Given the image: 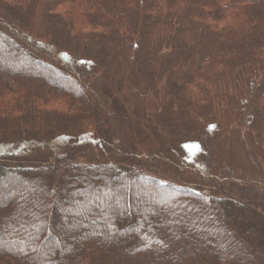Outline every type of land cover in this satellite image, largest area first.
Returning <instances> with one entry per match:
<instances>
[{
  "label": "trees",
  "instance_id": "1",
  "mask_svg": "<svg viewBox=\"0 0 264 264\" xmlns=\"http://www.w3.org/2000/svg\"><path fill=\"white\" fill-rule=\"evenodd\" d=\"M0 264H264V0H0Z\"/></svg>",
  "mask_w": 264,
  "mask_h": 264
},
{
  "label": "rangeland",
  "instance_id": "2",
  "mask_svg": "<svg viewBox=\"0 0 264 264\" xmlns=\"http://www.w3.org/2000/svg\"><path fill=\"white\" fill-rule=\"evenodd\" d=\"M36 24H38V23H36ZM2 30H5V29H2ZM17 42H19V44L21 45H23V46H25V47H28V45L26 44V42H24L23 41V43H22V41H20V40H16ZM57 53H59V52H57ZM19 64H27V65H32V66H34V67H36V62L35 61H33V62H29V61H26V59H24L23 58V60H21V61H19ZM37 68V67H36ZM78 71H80L79 69H78ZM131 120V122H134L135 121V118L133 117V118H131L130 119ZM162 124H167V121H163L162 122ZM183 127H185L186 129L188 128L189 129V125H185V126H183ZM124 129H125V133H126V135H128V137L130 138V140H132V141H134V140H137V133H139V129L138 128H136V127H132V125H130V123L128 124L127 123V126H125L124 127ZM167 129H168V126H167ZM145 131L146 129H145V127L144 126H140V131ZM195 133H196V140H198V141H200L201 142V144H203L204 143V141H205V138H207L208 137V129H207V126L206 125H198L197 127H195ZM38 138H40L41 137V135L38 133L37 135H36ZM123 137L124 136H122V135H120V136H116L114 139L115 140H118V139H123ZM10 138V137H9ZM8 138V139H9ZM8 139H7V141H8ZM10 140V139H9ZM192 140H195V139H192ZM138 142H139V139L137 140ZM136 141V142H137ZM230 144V155H229V160L228 159H226V161H224L223 159H222V161H219V162H224V163H221V165H225V164H227V162L229 161V163H228V165L231 163V159H232V152H233V148H234V146L232 145V143H229ZM42 155V157H48L49 155H50V152L49 151H47V152H45V153H42L41 154ZM238 155L240 156V157H242L243 159H244V157H243V155L242 154H240V152H238ZM179 156H180V154H179ZM180 158H182V160L183 161H186V159H185V157H180ZM203 160V159H202ZM181 161V160H180ZM184 163V162H183ZM179 165V164H178ZM189 169H190V167H189ZM245 169V166L243 165V164H239L238 166H236V170H237V173H239L240 172V170L242 171V170H244ZM29 171H26L25 170V175L28 173ZM240 174V173H239ZM243 186V184L241 183V182H238V187L239 188H241ZM245 195L246 194H240V196L239 195H235L234 197H236L235 198V200H234V202L235 203H241V204H244L243 202H254V203H258L259 201V199H257L256 197L254 198V199H249L248 201H245ZM260 203V202H259Z\"/></svg>",
  "mask_w": 264,
  "mask_h": 264
}]
</instances>
